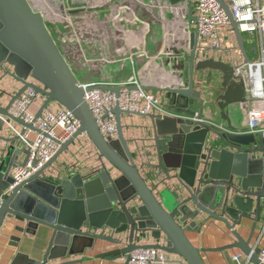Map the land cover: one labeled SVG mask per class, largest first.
Listing matches in <instances>:
<instances>
[{"label": "water", "instance_id": "water-1", "mask_svg": "<svg viewBox=\"0 0 264 264\" xmlns=\"http://www.w3.org/2000/svg\"><path fill=\"white\" fill-rule=\"evenodd\" d=\"M218 3L231 22L244 61L250 62L239 24L228 6L221 0ZM195 39L191 33V75ZM4 65L12 69V77L22 88L6 107L0 105V116L10 119L12 105L33 88L80 122L78 132L58 154L12 190L11 169L23 155L25 166L30 153L18 147L20 137L0 135V229L5 222L18 220L27 225L18 229L22 233L34 234L40 227L52 231L43 261L30 264L65 258L83 246L92 248L97 241L116 248L106 257L125 255V264L133 251L156 248L181 256L187 264H206L203 256L208 252L238 249L252 264H260L251 240L264 221V139L231 125L229 108L247 104L244 79L232 65L213 59L196 64L200 71L220 75V86L197 91L192 78L187 89H166L164 108L172 114L145 116L151 133L134 141L135 150L125 135L119 108L114 110L119 139L104 138L62 48L28 0H0V68ZM107 89L119 92V88ZM209 106L220 111L226 130L194 121ZM5 125L0 119V133L5 132ZM84 136L96 150L95 163L90 161L82 172L67 177L65 166L50 174L56 161ZM244 219L253 221L247 240L238 232ZM215 222L226 226L232 242L214 249L195 246L190 231L200 232Z\"/></svg>", "mask_w": 264, "mask_h": 264}, {"label": "crops", "instance_id": "crops-1", "mask_svg": "<svg viewBox=\"0 0 264 264\" xmlns=\"http://www.w3.org/2000/svg\"><path fill=\"white\" fill-rule=\"evenodd\" d=\"M120 0H65L64 5L73 16L75 28L64 29L67 32L66 38L60 47L67 58L69 65L74 71L76 77L80 79L92 78L95 82H105L109 84H117L128 82L134 79V75L138 77L140 84L149 93H153L165 105L166 103V89H187L193 78L195 83V90L199 91L205 87L220 86V75L208 70L200 71L196 68L194 63L193 77L190 74L192 66L190 40L186 33H193L194 29L189 28L187 23L186 12L181 9L178 2L175 0H166L170 12H177L178 20L175 15H168V22L183 23L184 32L179 43L180 49L177 54L162 53L164 44L169 45L172 35L168 34L166 37H161L158 27L153 36L147 37L146 41H140L135 32V26L132 24L133 12L130 8L124 10L119 6ZM174 4L175 7L171 5ZM64 7V6H63ZM173 16V17H172ZM191 22V18H189ZM166 21V23H168ZM113 30V36L105 34L108 29ZM264 38V35H263ZM61 39V38H60ZM245 39V47L247 56L251 61L258 59L259 43L254 38L247 36ZM171 45V44H170ZM70 46H75V51L69 49ZM146 49L145 53L148 58L152 56H159L158 60L148 62V59L143 57H135V67L129 59L131 50L138 52V50ZM164 49V48H163ZM171 51V50H170ZM73 52L76 54L71 55ZM172 52H176L173 51ZM177 56L176 58L170 56ZM219 55V54H217ZM221 55V54H220ZM81 63H86L89 67H82ZM92 67V68H91ZM88 69H91L88 71ZM12 69L6 65L0 68V105L6 107L17 92L22 88L12 77ZM207 90L205 94H207ZM53 107H56L54 105ZM229 118L232 127L238 131H247L248 123V106L235 105L230 108ZM34 112L36 109H32ZM200 117V116H199ZM6 118V117H5ZM201 118L207 124L214 125L220 129L226 130V122L222 121L220 111L217 107H206L205 112ZM122 124L126 127L125 135L131 141L130 147L134 149V141L136 139H144L150 133L149 121L139 115H124L122 117ZM19 131L23 127L17 123L14 124ZM5 132L0 135L6 137H15L14 133L10 131L5 125ZM4 144V143H3ZM2 146V144H0ZM18 147L24 148L20 142ZM96 150L90 144L87 137L79 138L70 151L64 153L54 164L49 173L53 171L62 170L65 168L64 177L71 173L82 172L86 166L95 163ZM258 158V157H256ZM25 156L17 158L18 165H22ZM10 161L5 165L9 166ZM11 169V176L14 169ZM215 200V198L213 199ZM264 214V210H263ZM252 219H244V225L238 228V232L244 239H249L251 235ZM258 224L256 234L251 240L252 249L255 248L260 237V226ZM27 225L18 220L7 221L0 229V264H30L41 263L48 251L50 241L52 238V231L45 227H40L34 234L22 233L18 229H25ZM227 228L219 222L209 223L201 229L200 232L190 231L188 234L190 240L200 249L208 248H222L232 242L231 237L227 234ZM264 244V238L261 240ZM260 243V244H261ZM55 248V247H54ZM53 248V249H54ZM82 251L70 255L67 253L65 258L49 261L47 264H125L126 256H108L104 254L116 250L111 244L97 241L92 248L84 247ZM255 250V249H254ZM244 255L240 250H226L225 253L208 252L205 254L204 261L206 264H241L233 260L235 255ZM111 258V259H110ZM248 257H246L247 259ZM164 264H187V262L179 255L168 254ZM249 264H252L251 261Z\"/></svg>", "mask_w": 264, "mask_h": 264}, {"label": "built area", "instance_id": "built-area-1", "mask_svg": "<svg viewBox=\"0 0 264 264\" xmlns=\"http://www.w3.org/2000/svg\"><path fill=\"white\" fill-rule=\"evenodd\" d=\"M64 1L56 0L64 16V21L75 28L73 16L65 8ZM175 1L186 12L189 28H193V33L196 34L194 63L213 59L226 62L235 68L245 83L246 105L249 109L246 133L264 139V0H221L229 7L234 21L239 24L242 36L247 35L250 38L255 36L256 42L259 43L258 59L248 63L244 61L238 48L226 11L218 3L220 0ZM189 18H191V22ZM66 27L68 26L66 25ZM190 34L188 32L186 36L189 38ZM56 42L60 45V38ZM134 56L148 59L150 63L159 59V56L148 58L142 50H138V52L131 50L129 59L133 68L135 67ZM170 57L176 58L177 56ZM80 85L84 91L85 101L97 121L98 128L108 141L114 142L119 139L114 112L117 108L122 112V117L124 115L148 117L172 114L165 110L163 103L155 94H151L143 88L136 75L131 81L117 84L87 81ZM107 88H119V92L116 95ZM54 105L56 107H53ZM34 108L35 112L32 110ZM9 114L11 118L19 119L30 126V128H23L25 132L21 134L11 118L0 116L10 131L20 137L24 149L30 153L27 164L25 166L18 165L13 171L14 184L10 188L12 190L32 178L48 164L58 154L62 146L78 132L80 122L71 111L57 103H48L47 97L33 88H28L20 95L9 110ZM194 121L206 123L199 116H196ZM34 162H37V166L33 165ZM2 201L3 198L0 199V209ZM261 225L260 237L255 244L254 251L259 252V262L264 264V244L261 243L264 238V221L261 222ZM167 256L166 251L158 248L138 249L130 254L128 264H164ZM233 260L241 264L250 262L249 258L246 259L241 254L233 256Z\"/></svg>", "mask_w": 264, "mask_h": 264}, {"label": "rangeland", "instance_id": "rangeland-1", "mask_svg": "<svg viewBox=\"0 0 264 264\" xmlns=\"http://www.w3.org/2000/svg\"><path fill=\"white\" fill-rule=\"evenodd\" d=\"M32 6V8L43 14L44 19L48 25V28L50 29V32L54 39L57 41L59 38L60 42L63 43V40L66 38V33L64 32L65 28H72L73 27L70 25V23H66L63 19V15L61 13L60 6L56 2V0H28ZM173 1L171 0V3ZM167 1L166 0H120L119 1V6L123 8L124 10H127L130 8L131 12H133V18H132V24L135 26V32H137L136 36L140 41H146V38L149 36H153L154 33H159L156 32L157 30L155 28L158 27V30H160L161 37H166L168 34L172 35V43L170 42L169 45H165V40L162 48V53H166L167 55L169 54H177V52L180 49V39L183 35L184 32V27L183 23H180L178 21L177 23L175 22H168L171 19H167L169 16L168 15H175L177 16V12H170L169 6L166 5ZM172 7H175L174 4L171 5ZM173 17V16H172ZM178 20L181 19V17H178ZM166 21L168 23H166ZM75 22L73 21V24ZM66 25L68 27H66ZM109 31L106 30L105 34L109 36H113V30L108 29ZM156 30V31H155ZM244 38L247 37V35H243ZM65 37V38H64ZM64 38V39H63ZM70 50L75 51V46H70ZM171 50V51H170ZM176 51V52H172ZM144 52L146 49L143 50ZM76 53L73 52L71 55H75ZM160 56V55H157ZM82 67H89L87 66L86 63H81ZM92 68V67H91ZM91 69H88L90 71ZM80 83L87 82V81H92V78L89 79H84L81 77L79 79Z\"/></svg>", "mask_w": 264, "mask_h": 264}]
</instances>
